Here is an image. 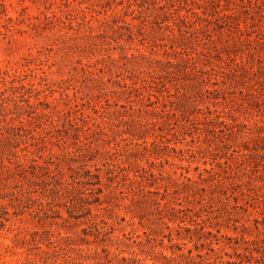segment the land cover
<instances>
[{
	"label": "trees",
	"instance_id": "obj_1",
	"mask_svg": "<svg viewBox=\"0 0 264 264\" xmlns=\"http://www.w3.org/2000/svg\"><path fill=\"white\" fill-rule=\"evenodd\" d=\"M74 1H78L74 7L70 0L55 2L59 12L44 14L43 19L35 17L37 22L27 24V28L35 33L34 43L27 44L28 49H36V54L18 56L15 60L11 57L20 48L14 46L13 30L27 32L16 28V25L26 23L25 8L20 12L21 18L7 19L12 28L4 25L11 34L6 33L9 63L0 68L1 95L5 96L2 100L6 103L2 107L7 109L3 121L0 120L5 123L4 132H0V153L7 157L8 163L4 160L0 163V181L9 192L8 205L12 208V212L6 210L5 214L15 217L14 224L7 228L13 245L6 248L19 246L23 248L22 253L37 248L42 255L49 257L51 248L56 250L58 240L69 236L66 224L72 219L85 218L83 223L94 227L95 231L85 228L82 229L84 234L103 244L101 252H94V260L105 258L101 255L104 252L109 253L107 259L111 254L120 264H148L141 255L152 252L154 246L150 244L159 236H164L162 226L172 229L165 219L170 222L178 220L177 216L181 213L182 224L186 218L193 217L188 214L192 211L188 205H194L205 212V219L202 222L189 221L194 227L178 224L181 244L187 245L184 240L189 238L194 241L195 249L206 247L208 251L194 254L192 249H188L185 253L181 245V254L176 255L172 251L169 256L176 264H204L196 258L205 256L212 260V264H264V121L259 118L252 124L244 122L241 119L243 113L237 108L244 107L264 115V97L255 87L259 79L264 78V73L260 72L264 69V1L255 0L261 9V19L258 20L249 13L242 16L244 0ZM223 1L233 7L222 8ZM175 2L178 6L174 5ZM168 4L176 10L177 18L173 25L167 24L162 29L159 21L168 22V16L174 13L169 12ZM2 6L0 3V8ZM28 19L31 21L30 17ZM224 26L231 33L224 32ZM47 29L52 32L43 34ZM250 30L253 33L258 31L257 35L260 32L261 40L252 38ZM225 34L227 39L222 41L219 35ZM246 42L251 45L257 42L258 45L245 50ZM136 43L144 47L149 45L151 51L143 52L133 46ZM53 44L56 45L58 71L42 66L44 50ZM112 46H115L113 50L121 49L117 56L111 52ZM154 48L163 49L164 59L154 56L159 55ZM238 54H241L240 61ZM83 57L86 62L82 61ZM255 68L259 69V75L254 72ZM252 76H257V79H250ZM113 77L118 79L112 81ZM113 82L114 86L121 88L120 91H111L119 100L129 93L125 102L130 106L132 103L140 104L138 109L131 108V113L113 111L125 124L124 134L145 132L149 124L159 125V130L163 131L165 126L171 125L167 118L178 119L181 113V124L178 123L176 132L161 136L165 139L160 142L154 140L148 144L145 141L135 148L119 143L109 147L106 139H115V131L104 120L99 121L89 114L84 116L79 107L86 100L90 103L94 98H100L102 86ZM73 85L76 89L73 95L65 92ZM54 86L63 89V92L51 104L46 101L47 91L50 94L56 91L52 88ZM229 88L238 89L241 96H250L252 100L237 96L230 98L227 95L231 93ZM145 101L156 106L150 111L145 110ZM10 102H14L13 107ZM158 104L166 108V112H159ZM199 105L204 107L198 108ZM120 106L126 108V105ZM135 111L144 112L141 115L145 120L136 117L124 120L126 114L134 116ZM60 126L67 133L71 128L74 136L82 132L86 140L92 138L94 142L81 141V145L87 147L77 152L72 151L64 139L66 147L62 151L47 150V144L55 138L54 131H60ZM168 135H181L185 145L181 148L169 147L166 144L170 142ZM186 135L192 137L193 145H189ZM138 137L141 138V135ZM20 140L29 144L22 149V153L14 144ZM163 149H171L183 156L187 153L193 161L198 157L199 161L208 157L213 161L210 168L200 170L198 166L194 167L197 173L193 177L183 174L179 177L177 171L166 169V165L174 163ZM95 152L101 157L93 155ZM117 153L120 157H113ZM36 156L44 163L38 162ZM74 156L78 157L80 165H74ZM99 159L106 161L105 169L94 173L89 162ZM184 159L189 160L183 158L181 161ZM143 160L146 164L142 163ZM55 162L56 166L51 168ZM178 166L189 172L190 166ZM65 168L73 172L76 182L69 183L64 176L58 177L64 175ZM45 172L56 176L51 181V178L44 177ZM90 184L96 187H87ZM61 185L67 186L61 190ZM36 186L54 193L58 201L64 197L68 215H59L60 221L51 220L53 209L45 208L48 202H39V209H32L29 203L36 202L32 195ZM175 196H181V202L186 205L181 203V207H177L173 203ZM230 198L234 205L230 203ZM120 199L127 200L124 208L131 217L127 219L115 212L108 218L114 224L129 219L132 221L129 233H123L129 243L120 237L115 242L117 249L135 245L138 251L132 250L130 256H121L123 251L117 254L111 252L107 246L113 244L112 239L105 238L104 230L98 228V219L111 212ZM249 200L257 204L254 208L260 211V218L254 217L245 208L243 214L231 211V207L243 209L240 201L247 204ZM25 213L28 218L19 217ZM5 220L10 222L13 219ZM231 222L237 235L219 236L222 228H229ZM17 223L19 226H15ZM23 223L33 228H27ZM138 223L144 228L145 239L134 235ZM0 224L5 227L4 222L0 221ZM61 230H65V235ZM125 230L127 227H120L121 232ZM183 232L188 235L183 236ZM222 238L228 242L222 244ZM169 241L175 245L174 238ZM42 245L48 250L42 249ZM213 245L218 247L215 249ZM175 246L180 250L179 244ZM226 247L233 250L232 253H224L229 259H224L221 254ZM210 252L214 253V257ZM162 257L167 258L163 254ZM22 260L24 264H32L29 257Z\"/></svg>",
	"mask_w": 264,
	"mask_h": 264
},
{
	"label": "rangeland",
	"instance_id": "obj_2",
	"mask_svg": "<svg viewBox=\"0 0 264 264\" xmlns=\"http://www.w3.org/2000/svg\"><path fill=\"white\" fill-rule=\"evenodd\" d=\"M73 3V7L78 5V1H74V0H70ZM159 1V0H158ZM264 1V0H263ZM55 2L60 3L61 0H0V3L3 4V6L0 8V68H4L8 63H9V51L7 49V41L8 38H6V33L11 34V32H8L6 28H4V25L9 26L10 28H12V24L9 23L7 21L8 18H12V19H16V18H21L20 16V12H22V9L25 8L26 10V14L24 16L26 23L25 24H20V25H16V28L21 29V30H27V32L25 33H20L18 31L13 30L12 34L14 36L15 39V45H18L20 48L16 49V51L11 54V57L15 60L16 57L18 56H22V55H28L29 53H33L36 54V49L30 51L28 49L27 44H33L34 40H33V36L35 35L34 30L27 28V24L30 22H37V19H35V17H39L41 19H43L44 14L47 15H51L52 12H59V9L57 7L56 4H54ZM164 3V2H162ZM262 3H259V5ZM175 6H178V3H174ZM231 8L233 7V5H231L230 3H227L225 1L222 2V8ZM264 7V6H263ZM262 7V8H263ZM64 8V7H63ZM189 8V7H188ZM65 10L68 8H64ZM170 11H173L174 13H172L171 15L168 16V22L167 21H159L161 28H165V26L168 25H173L175 19L177 18L176 16V10H174L173 7H171L168 4V8ZM196 11H199L197 8L195 9ZM260 8L257 7V3L255 0H244V4H242L241 7V11H242V16L245 17L247 15V13L254 15L256 17V19H261L259 13H260ZM182 13H186L185 10H182ZM190 14V13H188ZM28 17L31 18V21L28 19ZM249 22H252V20H249ZM262 22H264V20L262 19ZM229 25H231L229 23ZM244 24H241V26H243ZM232 26V25H231ZM230 26L231 30H234L233 27ZM225 28H223L224 32H227V34L231 33L228 31V27L224 26ZM175 29H177L176 27H174ZM188 30L191 31V29L189 28ZM69 32H74L73 30H67ZM252 30H250L251 32ZM52 31L50 29H47L46 31L43 32V34H49ZM177 32V30H176ZM258 33V31H257ZM257 33H253L251 32L249 35L252 36V38L261 40L259 38H261L260 36V32L257 35ZM227 34L225 35H219V37L222 39V41H224V39H227ZM249 35H246L245 37H249ZM264 36V33L263 35ZM215 38H217V36H215ZM38 40H41L40 38H36ZM246 45L244 46V49L247 50L251 47H256L258 44L257 42L249 43L246 42ZM133 46H137L139 48H141V50L143 52L149 53L151 51V47L149 45H147V47L141 46L138 43L134 44ZM112 46L110 47V50L112 53H114V55H118L121 52L120 48H116L115 50H113ZM56 45H50L47 47V50H44V56L42 57L43 60V64L42 65L44 67V69H48V67H52L53 71H58V63L56 60ZM155 51H158L159 55H155L154 56L156 58L159 59H164V56L162 55V51L163 49L161 48H154ZM75 55V54H74ZM241 54H238L237 59L239 60L241 58L240 56ZM76 56V55H75ZM76 58V57H74ZM173 61L175 59H172ZM83 62H86V58H82ZM240 61V60H239ZM264 65V63H263ZM35 67V66H33ZM258 68H255L254 72L256 74H260V72L264 73V69L260 70V72H258ZM38 73L40 74V70H38ZM58 76V75H57ZM109 77V76H108ZM257 79V76H252L250 79ZM117 77H113L112 81L117 80ZM252 80V84H255V81ZM155 81H158V79H155ZM116 84L113 83H106V86H102V95L100 98H94V100H91L90 103L86 101H84L83 105H80L79 110L80 113H83L84 116H87V114H89L91 117H96L98 118L99 121L104 120L106 122L107 126L112 127V129L115 131V139L110 138V139H106L107 140V145H109V147H115L116 143H119L121 146H125V145H129L131 148H135L138 147V144L143 145L145 141H147L148 144H150L151 142L158 141L160 142L161 140L165 139L161 136H167L168 133H172L173 131H175V129H177L178 123L181 124V113H179V118L178 119H174V118H167V120L170 122V126H165L163 131L159 130V125H154V124H149L148 128L145 132L142 133H136L134 132L133 135L132 134H124L122 131H125V124L121 123L119 118V116H116L113 114L114 110H119L123 113H131L132 111L130 110L131 108H135L138 109V103H132L131 106L130 104H128L127 102H125V97L129 95V93H126L125 96H123L120 100L117 97V95L111 91L114 90H118L120 91L121 88L119 86H114ZM37 87H39L37 85ZM255 87L258 89V93L261 95V97H264V78H260L259 82L256 83ZM54 88L56 91L52 92L50 94V91H47L48 97H47V102L53 104L55 103V98H60L61 97V93L63 92V89L59 88L58 86H54L52 87ZM3 90V86L0 83V120L3 121V116L5 115V113L7 112V109L4 110L2 106H5L6 103L3 102V98L5 96L1 95V92ZM75 86H70L69 89H67L65 92L69 93L70 95H73V93L75 92ZM155 90V89H154ZM238 89L235 88H229V92L227 95L230 98H235L237 97H242L244 99H247V101H251L252 98L250 96H241L240 93L238 92ZM172 92H174V89H172ZM153 100H155V98H152ZM33 100V99H32ZM41 100H43V98H41ZM145 103L147 104V106L144 108L145 110H152L153 106H156L155 104L153 105H149V103L147 101H145ZM120 105H126V108L121 107ZM10 106L13 107L14 106V102H10ZM159 108V112L161 111H165L166 112V108H164L161 104H158ZM245 106H248L247 104ZM204 107L203 105H199L198 108ZM240 111H242V117L241 119L244 122L247 123H254L255 121H259V118L262 119V121H264V115L260 112H256V111H252L250 109L244 108V107H237ZM112 112V113H110ZM79 113V115H80ZM141 114H145L144 112H139V111H135V114L133 116V114H126V116H124V120H129L132 119L133 117H136L137 119H140L142 121L145 120V117L142 116ZM256 114V115H255ZM132 115V116H130ZM238 115V114H237ZM7 119L9 120V118L7 117ZM55 119H57V116H55ZM148 119H151V117H148ZM150 121V120H149ZM4 122H0V132H4V130H2L3 126H4ZM16 125H18V122H15ZM262 124L264 125V122H262ZM69 127V126H67ZM59 130L54 131L53 134H55V138H53V142L52 143H48L47 144V150H53L55 152H60L62 151L65 147L66 144L63 143V140L65 139V141L68 142L69 147L72 151H80L81 148H86L87 146L83 147L81 145V141L82 142H88V141H92V138H88V140H86L85 135L80 132L79 136H74V131L70 129H68V133L63 131V127L60 126ZM176 132V131H175ZM71 133V134H70ZM73 135V136H72ZM141 135V138H139L138 136ZM168 138L170 140L169 143H166L167 145H169V147H177V148H181L182 146H184V141H183V137L181 135H168ZM186 138L189 142V145H193L192 142V137L189 135H186ZM26 141L24 140H20L18 143H14L17 147L18 152L22 153V149H24L25 147L29 146V144L25 143ZM100 143V141H97ZM95 142V144L97 143ZM166 144H162L163 146H165ZM141 148V147H140ZM163 151L167 152L168 155H170L169 159L171 160V163L174 164H169L166 165V169L167 170H172V171H177V176H181V174L189 176V177H193L196 175V171L194 170V167H199L200 170L204 169V168H210L211 167V163H212V159L211 158H206L205 160H197L200 157L196 158L195 161H193L192 159H190L189 154L184 153V156L181 155V153H175L173 152L171 149H163ZM48 153V151L46 152ZM117 153L115 155H113V157L115 156H119ZM93 155H95L96 157L100 158L101 155L98 152H95ZM120 157V156H119ZM14 160V157H11ZM186 158L189 160H183L181 161V159ZM35 159L38 160V162L40 163H44V160L39 158V157H35ZM75 162L74 165L78 166L81 163L78 162V157L74 156L72 158ZM4 160L6 163H8V159L6 156H4V154L0 153V163L1 161ZM56 161V160H54ZM206 161V162H204ZM90 164H92L93 166H91V169L93 170L94 173H99L102 169H105V163L106 161H102V160H97L95 162H89ZM143 164H146V160L142 161ZM56 162L54 164H52L50 167L54 168L56 165ZM190 166L189 172L186 173V170L184 168H179V166ZM90 167V166H88ZM101 169V170H100ZM63 174L64 175H58V177L64 176V179H66V181H68L69 183H74L77 180L74 179V177H72L73 172L71 170L68 169H63ZM157 172V171H156ZM23 175V174H22ZM56 175H54V173L51 172H45L44 173V177L46 178H55ZM22 177V176H21ZM22 179V178H20ZM1 180V179H0ZM104 181H106L104 179ZM25 183V182H24ZM108 184H111L108 183ZM76 186H78L75 183ZM67 185H61V187L59 189L63 190ZM114 186V184H113ZM24 187L27 188L26 184H24ZM87 187L89 188H95L96 186L93 185H87ZM107 191V190H106ZM15 192L18 193V190L16 189ZM34 199L36 200V202L33 203H29L32 207V209H39V202H48L49 204L45 206L46 209H53L52 212H50L53 215V219L51 220H56V221H60L59 220V215H63V216H67L68 215V207L65 206L67 205V202H65L66 200L64 199V197H62V201H58V199H56V197L54 196V193H50V192H46L43 189H41V187L36 186L33 189V193H32ZM9 192L7 190L4 189L3 187V182L0 181V221L4 222L5 227H3L0 224V264H24L23 262V258L24 257H29L32 260V264H120L117 263V261L112 257V255L110 254L108 256V259L106 258V255L109 253H104L102 252V256H104L105 258L97 261L94 260L95 257V251L101 252V247H103V244H98L95 242L94 237L93 236H87L84 234V232L82 231V229H87V230H91V231H95L94 227H88V224L83 223L86 219L85 218H79L77 220H71V222L68 224H66L65 229L67 230V235H69L68 237H65L62 240H58L57 246H56V250H53L51 248L50 250V256L49 257H45L44 255L41 254V251L38 250L37 248H34L30 251H27L25 253H22L23 248L21 247H16V248H6L7 245H13V243L10 240L11 234L8 233L7 228L11 225L14 224V219L15 217L13 215H6L5 211L8 210L10 212H12V208L8 205L9 202ZM127 200H119L116 204H114V209H112L111 212H106L104 213V216L100 217L98 219L99 221V226L98 228L104 230V237L105 238H110L112 239V245L107 246L108 249L111 252H115L116 254L119 253L120 251H123L121 253V256H130V252L132 250L138 251V248L135 247V245L132 248H126V247H120L117 249V244L116 239L117 237H120L123 240H126L123 236V233L128 234L129 230H131V222L130 219L127 222H123L120 221L119 224L117 223H112V220L109 217V215H113L115 212L121 214L122 216H126V218H130V214H126L127 212H125V208H124V204ZM173 203H175L177 205V207H181V203L182 205H186L185 202H181V196H175L173 197ZM230 203L234 205V201L232 198H230ZM240 203L242 204L241 207L242 208H234L231 207V211H238L241 214H243V210L248 209V212L253 213L252 215L254 217H261V215L259 214L260 211L257 212L258 209H255L254 206L257 205L254 200H249L246 203H242V201H240ZM189 208L192 211H189L188 214L190 216H193L192 218H186V222L181 224V213L178 214L177 218H179L178 220L172 221L170 222L168 219H165V222L172 228L171 230H169L168 228H166V226H162L163 227V234L164 236H159L157 238V240L155 242H152L154 248L152 250V252H144L143 255H141L142 258H145V262H147L148 264H176L177 262L172 260L169 256H171L172 251H174L176 253V255L181 254V229H179L178 224L179 225H186L188 227H194V224L192 225L193 220L196 222H202L203 219H205V212L199 211L198 207L195 208L194 205H188ZM50 207V208H49ZM95 212V210H94ZM217 211L213 214H216ZM22 219H26L28 218V214H24L22 216H19ZM12 218L13 220H11L10 222H7L5 219H9ZM192 221V222H189ZM129 223V224H128ZM120 224H122L120 226ZM232 222L230 223V227H224L221 230V234L220 235H228V236H236L237 233H235V230L233 229L232 226ZM129 225V226H128ZM239 225V224H238ZM15 226H19V223H17ZM14 226V227H15ZM23 226H27V228H33V226H30L28 224H24ZM127 227V230H125L124 232L120 231V227ZM129 227V228H128ZM137 229L134 233V235H140L141 239H145V235L143 234V230L144 228L141 226V224H137ZM239 232L238 235L240 233L241 227H239ZM62 234L65 235V230H61ZM214 231V230H213ZM184 235H188L186 232H183V236ZM174 238V242L175 245L179 244V248L180 250H178V248H176L175 245H172L171 242L169 241L170 238ZM136 239V238H135ZM139 240V239H137ZM221 243L224 244L226 242H228L227 239L222 238L221 239ZM126 242L129 243L128 240H126ZM184 242L187 243V245H182V249L183 251L186 253L188 251V249H192L194 254H204L206 251H208V249L205 247L204 249H195L194 247V241L190 240L189 238H186L184 240ZM152 246V247H153ZM213 247L216 249L218 246L217 245H213ZM42 249L44 250H48L47 246L42 245ZM225 251L227 253H232L233 250L230 249L229 247H226L224 249V251L221 252V254L223 255L224 259H229L228 256H225ZM162 254L164 256H166L167 258H163ZM210 254L213 256L214 253L210 252ZM214 257V256H213ZM209 257L205 256V257H197L196 259L198 261H202L204 262V264H212V260L208 259ZM158 259V260H157ZM179 260H181L179 258Z\"/></svg>",
	"mask_w": 264,
	"mask_h": 264
}]
</instances>
